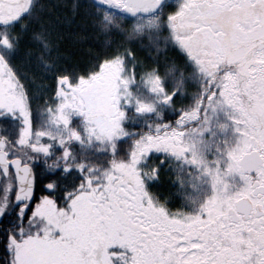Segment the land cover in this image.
<instances>
[{"label": "snow or ice", "instance_id": "snow-or-ice-1", "mask_svg": "<svg viewBox=\"0 0 264 264\" xmlns=\"http://www.w3.org/2000/svg\"><path fill=\"white\" fill-rule=\"evenodd\" d=\"M0 264H264V0H0Z\"/></svg>", "mask_w": 264, "mask_h": 264}, {"label": "trees", "instance_id": "trees-1", "mask_svg": "<svg viewBox=\"0 0 264 264\" xmlns=\"http://www.w3.org/2000/svg\"><path fill=\"white\" fill-rule=\"evenodd\" d=\"M100 43L101 42L98 37L87 33L84 29H77L73 26L65 35L62 50L68 57V63L70 65L83 64L90 59V52H99L101 50ZM23 70L30 71L31 69L29 66ZM37 82L39 83V80ZM35 107L36 102L34 101V110ZM163 179L165 180L167 178Z\"/></svg>", "mask_w": 264, "mask_h": 264}, {"label": "flooded vegetation", "instance_id": "flooded-vegetation-1", "mask_svg": "<svg viewBox=\"0 0 264 264\" xmlns=\"http://www.w3.org/2000/svg\"><path fill=\"white\" fill-rule=\"evenodd\" d=\"M164 186L167 187V179L164 180Z\"/></svg>", "mask_w": 264, "mask_h": 264}]
</instances>
